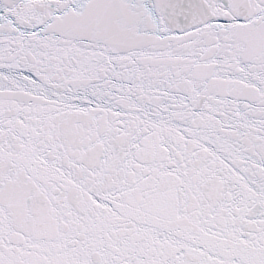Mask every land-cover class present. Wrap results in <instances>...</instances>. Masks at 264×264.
Returning a JSON list of instances; mask_svg holds the SVG:
<instances>
[{
    "label": "snow or ice",
    "instance_id": "6c2138e0",
    "mask_svg": "<svg viewBox=\"0 0 264 264\" xmlns=\"http://www.w3.org/2000/svg\"><path fill=\"white\" fill-rule=\"evenodd\" d=\"M0 264H264V0H0Z\"/></svg>",
    "mask_w": 264,
    "mask_h": 264
}]
</instances>
